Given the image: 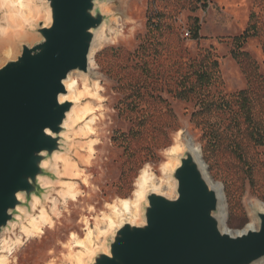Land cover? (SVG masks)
Returning a JSON list of instances; mask_svg holds the SVG:
<instances>
[{"label": "rangeland", "instance_id": "rangeland-1", "mask_svg": "<svg viewBox=\"0 0 264 264\" xmlns=\"http://www.w3.org/2000/svg\"><path fill=\"white\" fill-rule=\"evenodd\" d=\"M205 1L206 7L203 0H106L109 9H103V27H111L115 19L117 34L106 31L110 39L92 51L87 73L72 71L81 95L71 100L75 108L88 111L65 125L63 149L46 163L50 177L43 182L37 207L33 202L24 208L0 239L5 235L11 242L24 237L21 225L40 207L46 209L52 224L45 225L38 237L16 245L7 264H74L75 255L84 248L78 242L88 230L95 237L92 252L85 256L84 264H90L96 252L107 248L115 230L100 234L108 227L106 217L114 220L119 213H113V204L133 197L144 168L157 182L163 177L161 167L179 130L191 137L203 156V126L191 120L198 108L196 101L177 98L171 91L190 63L202 55L218 61L221 81L207 88L214 97L246 88L248 79L230 51L233 38L249 28L254 34L242 50L264 77V0ZM10 7L0 3L9 20ZM3 15L0 11V25L6 28ZM195 19L199 25L196 39L189 34ZM39 22L26 29L29 38L13 40V57L7 60L18 56L21 43L39 39L34 30ZM222 132V145L207 151L212 163L209 174L229 192V201L224 193L222 211L235 233L253 221V203L264 205V146L251 149L244 161L228 148L231 131L222 125ZM232 138L242 136L232 134ZM61 155L67 168L58 160ZM69 185L79 191L76 200L65 193ZM256 222L258 226V218Z\"/></svg>", "mask_w": 264, "mask_h": 264}, {"label": "water", "instance_id": "water-1", "mask_svg": "<svg viewBox=\"0 0 264 264\" xmlns=\"http://www.w3.org/2000/svg\"><path fill=\"white\" fill-rule=\"evenodd\" d=\"M105 2L44 0L50 23L39 22L34 29L39 39L21 43L18 56L0 66V236L40 198L50 177L46 163L63 149L65 122L75 105L60 100L67 93L64 80L72 71L88 72L96 30L106 21ZM192 145L171 172L176 196L148 192L144 223L123 220L90 264H254L264 259V210L254 209V228L222 230L217 213L225 204L224 190Z\"/></svg>", "mask_w": 264, "mask_h": 264}, {"label": "bare ground", "instance_id": "bare-ground-1", "mask_svg": "<svg viewBox=\"0 0 264 264\" xmlns=\"http://www.w3.org/2000/svg\"><path fill=\"white\" fill-rule=\"evenodd\" d=\"M1 4L7 3L8 6L11 7V14H9L10 20L4 8H0V11L4 12V19L7 23V27L4 28L0 25V66L5 62V60L13 57V45L12 42L14 39H26L29 38V35L26 34V29L35 25L38 21H42L43 25H48L50 23V10L45 5L44 0H0ZM104 10H108L109 6L106 4L102 5ZM116 22L113 19V25L109 28L102 27L96 30L94 41L89 53V68L92 51L99 46L102 42L110 39L106 34V31L116 33L115 26ZM8 29V30H6ZM117 34V33H116ZM114 36V35H113ZM75 72H70L67 78L64 80V84L67 90L66 94L60 95V100L63 101L65 99H79L78 95H81V91L79 89L78 81L73 77ZM88 108H75L73 107L71 111L68 113L67 120L65 124L70 120L69 125L74 123L77 119L81 118V116L86 114ZM194 145L191 137L179 130L176 133V137L174 139V145L171 146L168 151V161L162 165L161 172L163 177L159 179L157 182L153 176V173L146 167L144 168L139 176L138 182L135 185V190L133 192V197L130 199H123L115 202L113 204V213L119 212L115 219L110 216L106 217L108 221V227L103 230L100 234L105 235L109 233L111 230L116 229L121 223L123 217L128 219L130 223L134 224H143L144 221L141 217V202L145 200L146 194L148 192H156L161 193L166 197L173 198L176 196V181L173 179L171 172L175 169V167L179 164V155L183 153V151L187 150L189 146ZM192 145V146H193ZM195 146V145H194ZM64 156H58V160L61 161L64 166L67 168L66 159ZM47 183V180H45ZM44 181V182H45ZM215 187V186H214ZM70 199L76 200L79 196V191L73 186H67V190L65 192ZM66 196V195H65ZM39 198H35L34 202L37 207V203ZM222 206H220V210L217 213L219 218L220 228L222 230H227L226 218L221 211ZM264 210V205H259L253 203L252 209L250 210V216L253 221L247 224L242 231H246L249 228H254L257 226V218L255 217L253 210ZM51 225V218L48 216L46 209L40 207L38 209V213L36 215L30 216L26 222L21 225V231L23 236H18L16 239L11 242L7 240L6 236L3 235L0 239V244L3 243V246L0 247V264H7L9 254L12 253L13 248L16 245H22L25 241L32 239L34 237H38L41 232L43 233V228L45 225ZM239 232V231H238ZM92 232L88 230L86 233V237L83 241L78 242L81 246H83V251L79 252L75 260L74 264H84L85 256L92 252L94 236L92 237ZM90 243V244H89ZM5 245V246H4ZM89 245V246H88ZM87 247V248H86ZM75 258V257H74ZM74 260V261H75ZM264 259L258 261L254 264H262Z\"/></svg>", "mask_w": 264, "mask_h": 264}, {"label": "trees", "instance_id": "trees-1", "mask_svg": "<svg viewBox=\"0 0 264 264\" xmlns=\"http://www.w3.org/2000/svg\"><path fill=\"white\" fill-rule=\"evenodd\" d=\"M202 6H207L205 0ZM195 21V26L189 33L194 39L199 37V25L197 19ZM253 34L248 28L235 36L230 51L231 56L240 63L248 79L246 88L229 95L217 97L210 95L207 88L221 81L218 61L211 59L209 55H202L188 65V71L181 76L176 88L171 89L177 98L196 101L198 108L191 114V120L203 126L206 145L202 146V152L209 172L212 171V163L207 151H213L222 145V125L232 134L242 136L240 140L232 138V134L227 138L228 148L240 159L246 161L251 149L264 146V77L258 72L256 62L242 50L245 40ZM249 183L252 188H255L252 179ZM224 193L229 201V192L226 188Z\"/></svg>", "mask_w": 264, "mask_h": 264}]
</instances>
